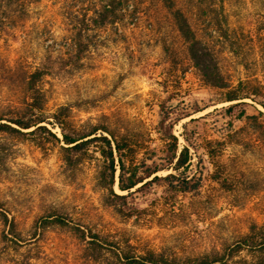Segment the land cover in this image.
Listing matches in <instances>:
<instances>
[{
	"label": "rangeland",
	"instance_id": "rangeland-1",
	"mask_svg": "<svg viewBox=\"0 0 264 264\" xmlns=\"http://www.w3.org/2000/svg\"><path fill=\"white\" fill-rule=\"evenodd\" d=\"M109 1L31 0L26 17L5 23L1 122L30 115L27 83L41 68L49 121L68 107L74 129L106 126L137 144L139 159L155 152L159 161L167 154L159 123L168 109L167 124H174L179 151L190 148L191 164L156 175L173 173L198 188L138 185L119 200L100 184L105 162L97 144L74 153L44 132L29 134L35 128L0 133V210L22 236L9 235L10 225L0 219V264H114L107 253L91 260L73 228L40 230L52 215L125 251L131 246L181 261L223 253L264 233V0H121L115 22L114 16L104 20ZM183 18L202 42H209L212 19L235 40L231 47L214 39L218 72L229 89L211 86L196 66L178 27ZM232 89L245 97L242 119L225 113ZM46 126L62 137L57 125ZM114 190L128 195L118 182ZM233 264H264V252L244 250Z\"/></svg>",
	"mask_w": 264,
	"mask_h": 264
},
{
	"label": "trees",
	"instance_id": "trees-1",
	"mask_svg": "<svg viewBox=\"0 0 264 264\" xmlns=\"http://www.w3.org/2000/svg\"><path fill=\"white\" fill-rule=\"evenodd\" d=\"M31 0H0V31L5 26V23L15 21L28 15V3ZM121 0H111L103 6L104 20L114 16L113 21L117 19V13L121 7ZM15 7V10L13 8ZM213 11V10H212ZM16 13V15H15ZM213 18V17H212ZM180 32L185 40L190 43L193 52L192 57L196 66L202 71L211 86L216 88H228V83H222L218 72V52L214 39H223L226 45L233 47L235 40L229 36L228 30L220 21L212 19L210 21V39L208 43L202 42L195 37L188 20L182 19L178 25ZM262 59L264 62V46L262 49ZM46 75L41 68L36 69L29 77L27 89L30 93L31 102L28 104L30 115L28 117H19L12 119L9 123H2L0 119V133L30 131L29 134L44 132L51 136L56 142L63 143L62 147L67 152L83 153L90 149L94 144L99 146V152L104 159V170L100 173L99 180L102 187L110 190L111 194L119 199L125 200L131 191L138 185L146 187L153 183L165 182L174 190L182 192H191L198 188V183L193 184L192 179L182 178L170 173L165 177L156 175L159 171L167 168H172L175 171H184L191 164V152L188 146H183L179 151L178 137L173 133V123L167 124L170 119L168 109H165L164 119L159 123V129L162 132L163 138L168 140L165 146L166 155L163 159L155 160L156 153L152 152L149 157L146 154L142 158L137 157L138 145L134 144L127 136H117L106 126L98 125H82L79 129H74L71 126L70 114L71 110L68 107H60L52 115V121H49L45 115V104L47 102L45 93L42 88V81ZM237 90H230L226 94V101L231 105L224 108L228 117L242 119L247 116V105L245 97H241ZM171 109V108H170ZM172 110V109H171ZM189 116L185 113L181 119ZM54 124L61 129V136L52 132L46 125ZM101 131V133H99ZM186 142H189L188 137H184ZM150 162V163H149ZM119 171L118 177L117 172ZM153 175V179L146 182ZM118 178V181H117ZM118 182V188L121 192H127L128 195H121L115 192L114 186ZM140 187V188H141ZM0 219L4 224L10 225L9 235L22 240L21 234L18 232L16 223L9 219L7 213L0 210ZM50 225H60L70 227L81 233L87 244V251L91 260L101 259L102 253L109 254L114 264H233V259L242 251L248 250L252 253L264 252V233L258 235L253 233L241 241L229 246L223 253H215L196 259L178 260L171 258L165 254H157L153 251H148L144 254H139L129 246L128 250H124L121 244L115 242L108 243L103 238L91 231L87 232L81 227L70 223L67 218L61 215H52L48 219L42 220V226L39 228L45 229ZM37 230V229H36ZM8 238V236H6Z\"/></svg>",
	"mask_w": 264,
	"mask_h": 264
}]
</instances>
